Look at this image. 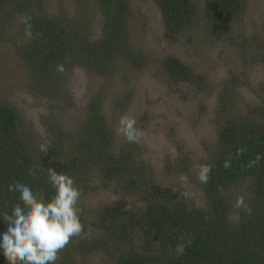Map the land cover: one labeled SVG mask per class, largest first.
Here are the masks:
<instances>
[{"label": "trees", "instance_id": "16d2710c", "mask_svg": "<svg viewBox=\"0 0 264 264\" xmlns=\"http://www.w3.org/2000/svg\"><path fill=\"white\" fill-rule=\"evenodd\" d=\"M54 1L0 0V49L8 45L19 60L31 94L49 102L66 98L62 71L57 70L60 64L67 70L78 63L99 76L107 75L117 60L140 66L142 58L131 48L126 27L132 13L129 0H93L101 18L96 40L89 37L84 23L67 18L62 9L53 11ZM152 2L160 12L163 38L170 43L183 35L198 13L194 0ZM202 9L206 27L225 37L244 4L243 0H203ZM236 40L249 63L264 64V51L248 54L245 40ZM159 65L169 83L189 84L206 93L203 78L178 57L166 56ZM229 83L223 84L221 101L236 95L234 82ZM225 106L217 110L221 116L215 122L214 142L202 143L203 159L192 167L183 158L179 168L199 189L202 203L198 205L183 198L178 188L149 180L151 167L139 160L135 147L123 144L113 151L111 132L95 104L88 106L83 128L71 138L54 116L53 122L49 116L41 117L46 133L41 141L48 142L50 149L40 153L32 150L22 132L17 110L0 100V218L19 202V194L8 191L14 181L50 198L54 193L45 169L53 168L73 177L83 198V179L92 173L100 175L104 187L111 184L125 199L131 196L140 205L119 199L88 214L79 201L84 231L70 239L56 264H264V101L244 115L230 114ZM199 165L212 168L206 184L198 180ZM236 198L243 200L239 207ZM6 227L0 220V233ZM181 244L186 247L178 256L175 249ZM0 264H7L2 254Z\"/></svg>", "mask_w": 264, "mask_h": 264}, {"label": "rangeland", "instance_id": "374dc122", "mask_svg": "<svg viewBox=\"0 0 264 264\" xmlns=\"http://www.w3.org/2000/svg\"><path fill=\"white\" fill-rule=\"evenodd\" d=\"M194 1L198 10L195 20L181 37L170 43L163 38L160 12L152 0H129L132 13L126 27L131 48L142 58L140 66L130 67L117 60L109 66L107 75L99 76L78 63L71 64L60 73L62 92L66 95L62 100L49 102L31 94L19 60L8 45L2 46L0 100L19 113L21 130L30 140L32 150L40 151L41 139L46 136L41 117L49 116L53 122L54 116L71 138L83 128L88 106L95 104L111 132L113 151L123 144L135 147L139 160L151 167L149 180L162 187H176L183 198V193H187L190 202L201 205L199 189L179 168L183 158L192 167L203 159L202 143L214 142L221 116L217 110L222 105L230 114L244 115L248 108L264 101V64L249 63L236 40H245L248 54L264 51V0H243L244 10L225 37L206 27L203 0ZM60 9L67 18L84 23L90 38H100L101 18L93 0H55L52 10ZM166 56L178 57L192 68L193 74L201 76L206 93L200 94L189 84L169 83L159 65ZM225 83H233L236 95L229 100L226 95L221 101L220 91ZM124 115L134 118L142 131L139 143L127 142L120 132L119 121ZM61 157H66V152ZM192 174L196 176L195 168ZM97 176L100 175L91 173L83 179L86 195L79 201L86 213L115 204L119 199L140 205L131 196L125 199L121 192L110 188L111 184L105 183L104 187ZM234 200L236 204L238 198ZM81 213L84 216V211Z\"/></svg>", "mask_w": 264, "mask_h": 264}, {"label": "clouds", "instance_id": "9594fccd", "mask_svg": "<svg viewBox=\"0 0 264 264\" xmlns=\"http://www.w3.org/2000/svg\"><path fill=\"white\" fill-rule=\"evenodd\" d=\"M26 35L31 36V32ZM57 70L63 71V65H57ZM119 130L129 143H139L143 135L136 127L135 119L129 115L120 118ZM39 147L40 153L50 149L48 142ZM45 171L54 193L50 198L26 183L14 181L8 185L10 193L19 194V202L12 207L10 214L4 212L0 218L7 226L0 233V254L7 264H56L59 252L70 239L81 236L84 231L78 206L81 192L74 178L53 168ZM211 171L210 165L197 167L201 184L208 182ZM183 195L187 197V193ZM242 204V199L237 201V207ZM185 247L184 244L178 245L176 254L182 255Z\"/></svg>", "mask_w": 264, "mask_h": 264}]
</instances>
